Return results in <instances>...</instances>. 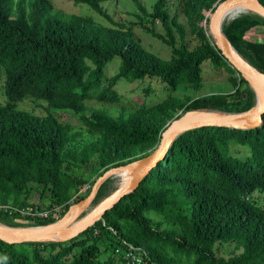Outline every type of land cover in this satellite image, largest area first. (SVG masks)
I'll return each instance as SVG.
<instances>
[{
    "label": "trees",
    "instance_id": "1",
    "mask_svg": "<svg viewBox=\"0 0 264 264\" xmlns=\"http://www.w3.org/2000/svg\"><path fill=\"white\" fill-rule=\"evenodd\" d=\"M76 1L87 3L120 25L103 7L107 0ZM166 4L167 0H158L154 12L149 13L138 3V10L158 20L165 34L142 25L173 48L171 64L161 67L131 30L98 26L89 16H63L53 10L49 0H0V80L5 77L7 98L6 104L0 102V216L38 218L21 213L30 205L43 209L25 199L32 192L29 183L38 182L44 184L43 196L52 197V201L43 198L44 204L52 210L54 206L62 208L60 216L39 218L42 223L56 221L70 208L71 189L85 185L86 180L64 170V155L71 151L73 135L70 124L60 119V109L81 111V102L93 98L121 101L116 86L124 76L136 80L159 75L173 86L197 84L205 60L227 65L204 30V42L197 49L189 51L185 43L176 47ZM176 25L185 39L183 25ZM228 37L264 71V43L247 41L239 32L230 31ZM115 57L122 59V70L105 84L107 65ZM29 95L47 100L52 112L42 117L19 109L17 103ZM233 96L240 97L241 90L200 98L189 108H228L234 103ZM176 107L174 99L156 105L157 114L149 126L138 118L119 120L100 111L90 116L81 111L89 131L101 136V167L108 170L118 162H131L145 145L158 142L160 125L174 117ZM235 146L244 150L242 155L233 154ZM257 189L264 190V123L249 129H190L175 139L165 158L135 191L106 212V223L98 221L69 242L11 244L0 239V264H138L127 258L129 251L143 257L141 264H172L156 250L160 241L188 260L193 257V264H264V205L250 199ZM185 206H190L191 214L184 212ZM151 210L179 225L183 234L154 227L145 215ZM105 231L116 241L110 243L108 256L102 259L96 238ZM218 241L234 242L242 252L229 259L218 258ZM65 243L68 245L57 249ZM75 248L78 251L74 253ZM69 254L74 255L68 260Z\"/></svg>",
    "mask_w": 264,
    "mask_h": 264
},
{
    "label": "rangeland",
    "instance_id": "2",
    "mask_svg": "<svg viewBox=\"0 0 264 264\" xmlns=\"http://www.w3.org/2000/svg\"><path fill=\"white\" fill-rule=\"evenodd\" d=\"M24 1L29 3L32 0ZM157 1L158 0L104 1L102 3L103 7L109 14L112 15L114 20L120 24L116 25L113 24L107 17L98 13L87 3H79L76 0H49L52 4L53 10L63 16H89L93 18L98 26L119 27L123 30L133 31L141 45L145 48L147 55L151 57L159 66L168 67L171 64L173 57L172 46L167 44L160 37L153 35L142 24L154 26L156 31L160 34H165V29L158 20L153 19L149 15H144L138 10V3H140L149 13H152L154 12V7ZM223 1L225 0H198L197 2H191L190 0H167L166 10L169 14L171 25L175 33L176 47H180L183 43H185L188 46L189 51L197 49L204 42L201 34V30H204L208 41L212 46H215V49L217 50L215 37L210 30V20L218 5ZM260 1L264 4V0ZM252 3L254 4V2ZM240 13L241 15L237 17ZM151 21H154V24L151 23ZM228 22L229 24H227ZM176 23L183 25L186 33L185 39H183L179 34ZM223 30L227 36L230 31L239 32L247 41L264 43V15L253 7L236 9L229 12L225 16ZM235 48L236 50L234 49V51L238 53L239 56L246 58L252 65H254L242 51H240L236 46ZM255 67L258 68L257 66ZM121 70L122 59L120 57H115L113 61L107 65L104 78L105 84L108 83L110 78L120 73ZM201 75L202 79L200 83H180L176 86L164 81L159 75L148 74L144 76V78L136 80L124 76L118 80L116 86L117 91L121 95V101L112 103L99 101L96 98L87 99L81 102V111H83V113L87 116H90L95 111H100L111 118L119 120L138 118L142 123L149 126L153 124V115L157 114L156 105L167 99H174L178 107L174 110V117L160 125V129L163 131L175 118L180 117L189 111L196 110L189 108L191 103L206 96H228L233 94L238 89L241 90L240 97H231V100H233L234 103L230 104L228 108H215L208 105L197 108L201 109L200 111L213 110L223 113H240L250 109L259 102L260 96L258 95L257 90L245 79V81H243V76L235 68H233L229 62H227V65H224L215 63L211 59H207L202 63ZM4 78L5 77L0 80V102L2 104H6L7 102L4 88ZM17 107L21 110H25L42 117L52 112L51 105L47 100L35 98L31 95L26 96L18 102ZM81 111H78L73 107L57 111L62 112L61 115L63 118L60 117V119L64 123L70 124L71 134L73 135V138L70 141L71 151L67 155H64V170L76 178H83L86 180L83 187L71 189L70 207L79 203L82 200V197L85 198L91 191L98 177L107 171V169L105 170V168L101 167L99 161L101 136L93 134L89 131L88 126L82 120ZM57 112H54V114L56 115ZM157 143L158 142L152 145H145L143 149L138 151L131 158V161L139 160L151 153L157 146ZM242 151L244 150L239 147H233L234 155H242ZM118 164L119 162L109 168ZM127 180L125 173L123 172L108 179L100 188L99 194L94 203L84 212L82 216L89 213L106 197L110 196L122 185L126 184ZM29 186L31 187L32 192L31 194H28V197L25 199L34 203L36 206L38 205L43 208L40 210L38 209L39 212L44 211V213L48 214V216L51 214H53L54 217L60 216L62 212V208L60 206H54L53 209L55 210H52V208H49L46 204H44L43 198H47L49 201H52V197L47 195L43 196V183L31 182L29 183ZM51 190L52 188L48 187L47 191L50 192ZM250 197V199H252L256 204L264 205L263 189H257ZM1 206L2 204H0V207ZM15 208L22 209L18 206H15ZM28 208L36 207L30 205L26 207V209H22L21 213L24 214ZM184 212L191 214L190 206H185ZM145 215L150 219L151 224L154 227L159 228V230H167L178 235L183 234L180 226L173 221L168 220L165 216L152 210L146 211ZM36 216L33 215V217ZM39 217L46 218V216H38V218L26 220L0 216V224L6 227H35L47 224L42 223ZM100 220L103 223H106V219L104 217ZM97 231L99 233L98 228ZM96 233L97 232L95 231V234ZM113 240L116 241V239H113V234L106 231L104 235L99 237V239L96 238V241L101 245L100 253L104 256L102 259L108 256L110 243ZM53 241L61 242L57 240ZM53 241H46L44 243ZM62 242L69 241L63 240ZM67 245L68 243L59 244L57 249L64 248ZM155 248L157 251L161 252L166 261H169L172 264H193V257L191 260L186 259L185 255L175 253L171 245L164 244L162 241H160V245ZM77 251L78 249L75 248L74 253ZM49 252L50 251L46 250L44 255L48 256ZM123 252L124 249H122L120 254H123ZM241 252L242 248H238L234 242L218 241L215 246V253L218 258L224 257L229 259ZM73 255L74 254H69L68 260L72 259ZM119 256L120 255H117L116 258H119Z\"/></svg>",
    "mask_w": 264,
    "mask_h": 264
},
{
    "label": "water",
    "instance_id": "3",
    "mask_svg": "<svg viewBox=\"0 0 264 264\" xmlns=\"http://www.w3.org/2000/svg\"><path fill=\"white\" fill-rule=\"evenodd\" d=\"M245 1L248 0H225L219 4L211 17L210 30L215 37L216 47L221 55L259 92L261 100L256 105L240 113L199 112L198 110L201 109H196L175 118L162 131L157 146L151 153L139 160L115 165L99 176L89 194L77 203L78 208L68 219L65 218L70 214L74 205L69 208L63 217L44 225L10 228L0 224V239L11 244L26 241L46 242L72 239L103 218L106 212L111 210L127 194L135 191L145 177L165 158L175 139L184 132L206 126L240 129L261 126L264 123V71L256 68L246 58L237 55L234 51V49L236 50L234 44L223 30V17L226 11ZM253 1L256 2L259 12L264 15V4L260 0ZM131 168H133V174L128 184L120 187L89 213L82 216L94 203L100 188L108 179ZM57 235L60 236V239L54 238Z\"/></svg>",
    "mask_w": 264,
    "mask_h": 264
},
{
    "label": "bare ground",
    "instance_id": "4",
    "mask_svg": "<svg viewBox=\"0 0 264 264\" xmlns=\"http://www.w3.org/2000/svg\"><path fill=\"white\" fill-rule=\"evenodd\" d=\"M252 2H254V4L252 3ZM250 8V7H253V8H256L257 10H258V12L260 11L259 10V8H258V6H257V4H256V2L255 1H253V0H248V1H245L244 3H241V4H239V5H236V6H233V7H231L230 9H228L227 11H226V13H225V15H224V17H223V25H224V19H225V16L229 13V12H231V11H234V10H236V9H240V8ZM241 15V13L240 14H238V16L237 17H239ZM235 16V17H236ZM234 17V18H235ZM233 20V19H232ZM229 22H231V21H229ZM229 22L227 23V24H229ZM226 24V23H225ZM236 53V52H235ZM237 55H239L238 53H236ZM258 92V91H257ZM258 95L260 96V94H259V92H258ZM259 100H261V96H260V99ZM199 112H211V111H213V110H211V111H200V110H198ZM218 113V112H217ZM123 173H125V177H126V184H128V182H129V180H130V178H131V176H132V174H133V168H131V169H129V170H126V171H123ZM119 178V177H118ZM126 184H124V185H126ZM124 185H122V186H124ZM118 186H119V184H118ZM121 186V187H122ZM120 187V186H119ZM78 208V204H76L75 206H73V208H72V210H71V212H70V214L68 215V216H66V218L65 219H68L75 211H76V209ZM2 225V224H1ZM10 228H14V227H10ZM54 238H57V239H60V236H55Z\"/></svg>",
    "mask_w": 264,
    "mask_h": 264
},
{
    "label": "built area",
    "instance_id": "5",
    "mask_svg": "<svg viewBox=\"0 0 264 264\" xmlns=\"http://www.w3.org/2000/svg\"><path fill=\"white\" fill-rule=\"evenodd\" d=\"M24 214H29V215H34V216H48V214L44 213V211L39 212V210H34L33 208H28L26 210V212ZM126 256L129 260H131L132 262L136 261L138 264L142 263V256H137L136 254H134L133 252H127Z\"/></svg>",
    "mask_w": 264,
    "mask_h": 264
}]
</instances>
